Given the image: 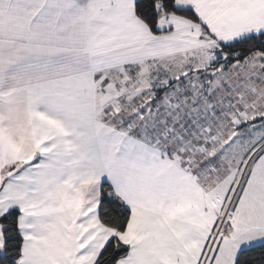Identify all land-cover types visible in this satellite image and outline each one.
I'll return each mask as SVG.
<instances>
[{
  "label": "snow or ice",
  "instance_id": "1",
  "mask_svg": "<svg viewBox=\"0 0 264 264\" xmlns=\"http://www.w3.org/2000/svg\"><path fill=\"white\" fill-rule=\"evenodd\" d=\"M0 264H264V0H0Z\"/></svg>",
  "mask_w": 264,
  "mask_h": 264
}]
</instances>
